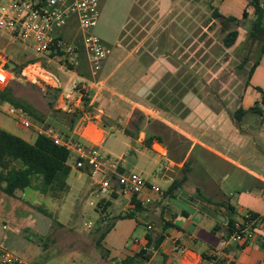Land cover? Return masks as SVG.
Returning a JSON list of instances; mask_svg holds the SVG:
<instances>
[{"label": "rangeland", "instance_id": "1", "mask_svg": "<svg viewBox=\"0 0 264 264\" xmlns=\"http://www.w3.org/2000/svg\"><path fill=\"white\" fill-rule=\"evenodd\" d=\"M220 1L99 0L100 14L91 33L96 35L112 52L115 45L128 46L136 43L147 29H151L152 32L146 39V45L149 42L155 43L150 51L154 58L150 57V61L156 60L154 67H157L158 63L163 64L158 66L160 71L156 75H162L160 74L162 66L165 67L167 77L173 73V77L170 75L171 77L166 82V90L159 88L161 77L158 78L159 80L155 75L152 78L151 76L146 78L150 72L154 71L153 66H147L146 74L144 73L146 68L143 69L142 66L130 63L116 65L115 60L112 61L110 58L111 52L101 61L100 67L96 71L92 70L83 50L78 53L74 69L59 57H42L40 61L43 67L57 76L59 86H61L58 94L64 91L75 94L81 82L85 83L86 86L83 90L87 91V94H90L89 92L93 89L108 92L106 93L107 99L102 102V105H106L108 102L111 105L105 114L98 117V120L106 130L100 150L111 159L112 165H109L111 170L139 173L149 184L165 191L168 187V178L164 176L165 170L166 172L178 171L179 177L183 174L182 168L169 166V158L177 160L189 150L186 158L189 160L191 184L196 185L195 179L206 180L208 186L209 184L213 185L212 181H215L220 184L222 193L225 196L231 195L232 202L237 204L239 197H250L255 194L254 180L242 171L221 162L200 147L190 146L185 135L180 134L176 131L177 129L167 127L165 122L168 119L173 124L181 126L185 132L200 133L203 128L195 120L197 112H200L202 116L205 107L210 105L208 103H212V101L213 105L216 103L214 102L216 101L215 95H213L214 97L207 95L204 97V93L206 90L217 93L215 90L221 87V84L213 81L211 74L199 76V64H191L192 61H198L189 51L194 52L196 46H201L198 49V55L206 64L208 62L206 59H209L211 54L227 47L223 42L228 32L224 29V20L213 13V11H218V2ZM228 2L226 0L223 5ZM226 7L229 9L226 13H231L230 6L226 5ZM166 12L168 13L166 14ZM171 19H173L176 31H178L177 27L181 21H183L182 24L196 29L193 34L196 44L193 47L189 41L191 37L189 33H185L183 37L180 35L183 42H188L187 48L191 47L188 48V52L184 53L185 56H182L183 60L174 57L173 47L170 44L166 46V36H163L166 34V24ZM231 24L229 29L237 27ZM246 25H244L245 28H247ZM158 31L160 32L158 33ZM67 32L71 36L80 37L79 30L75 25H71ZM237 42L236 46L239 45L243 49L244 47L248 49L247 46L250 45L252 59L256 56L257 43L252 42L251 44L243 36ZM11 47L12 49H5L4 56L9 55V50L17 53L16 45L11 44ZM237 47L235 53L239 54L238 60L240 61L243 56L242 52L246 50L240 52ZM29 53L31 56V50ZM235 62L236 66L234 67H238V61ZM190 70L196 71L190 73ZM138 73L139 77H137ZM105 77L108 78L104 80ZM141 78L144 86L137 91L138 85L143 83L142 80L138 82V79ZM230 78L226 76L225 80L228 81ZM9 80L8 86L11 88L12 95L43 113V121L46 119V125L52 126L61 135H70L75 123L83 114L82 109L88 110L89 118L97 115L91 105L87 104L86 107L83 103L80 105L84 106L79 107L71 104L69 110L57 109L55 105L58 97L53 92V86L48 88L49 85L38 79L25 80L21 75L13 73V78ZM98 80L102 81V84L96 87L93 83ZM235 88H237V84ZM226 92L232 94V98L226 97L227 103H225L232 106L235 91L227 90ZM119 94H123L129 101L138 103L143 108H135L133 111L130 109L122 112H117L116 109L113 111L115 102L121 100L118 97ZM122 100L128 105L133 104L125 98ZM220 100L225 101L223 97ZM49 102L53 103L54 108L49 107ZM145 110H150V112ZM2 120L12 126L16 124L3 109H0V121ZM137 125L145 128L148 132L160 135L161 142H154V140L153 144L155 143L156 146L152 145L151 148H147L143 145L145 132L141 133V144L122 132L127 128L133 133H137L136 138H138L140 132H136ZM219 129L215 134L217 137H222L223 141L217 147L218 149L226 148V145L223 144L232 133L231 125L224 123ZM211 132H213L212 129L207 130L205 139L213 143L216 137H209ZM238 137L240 145L231 146L228 149L230 153L243 156V153L247 152L264 158V137L259 135L258 131L248 133L240 129ZM161 151L164 152L161 155L164 157L158 155ZM116 163L122 164L123 169L119 170L120 166ZM100 178L101 174L99 173L90 177L87 173L72 167L66 179L70 189L58 192V195H46L33 187L16 191L14 196L0 191V247L15 253L31 264H117L116 260L121 256V253H124L120 248V235L129 230V225L120 231L113 224L115 220L113 214L120 210V206L112 207L113 213L108 211L106 214L104 211L99 213L95 209L97 204L95 207L91 204L95 203L98 198L90 193L88 188ZM113 203L116 206L119 204V200H113ZM242 211L246 212L244 208ZM123 213L122 215H124ZM100 215L106 217L102 225H98L102 222L99 218ZM158 221L157 216H151L150 222L157 223ZM26 224L29 227H26ZM16 228L19 229V232L16 231ZM101 232H105L104 237H100Z\"/></svg>", "mask_w": 264, "mask_h": 264}, {"label": "crops", "instance_id": "2", "mask_svg": "<svg viewBox=\"0 0 264 264\" xmlns=\"http://www.w3.org/2000/svg\"><path fill=\"white\" fill-rule=\"evenodd\" d=\"M225 1L226 0H221L218 2V11L222 13V15L233 16L239 19L241 24L235 28L233 27V29L238 30V36L234 43L231 46L220 48L221 50L211 54L209 59H206L208 60L206 64H204L202 58L198 55V49H200L201 46H196L194 52L189 51L198 61H192L191 64H199V76L202 77L203 75L211 74L213 81L217 82V84H221V87L215 90L217 93L209 90H206L204 93V97L206 95L214 97L213 95H215L214 98L216 101L214 102L216 103L214 105L212 104L213 101L212 103H208L210 105L205 107L204 114L201 116L200 112H197L195 116V120L201 125L203 131H200V133H188L185 132L181 126L176 125V123L173 124V122L168 119H166L165 122L167 127L174 130L177 129L176 131L185 135L187 141L190 142V146L200 147L221 162L242 171L250 179H253L255 183L253 185L255 194L250 197H239V203L234 204L230 198L231 195L225 196L222 193L220 184H217L215 181L211 180L214 184H209L208 186L206 180L195 179L196 185H192L190 167L187 171L186 180L180 183L174 190H169L171 183L173 180L180 179L183 174L179 177L178 171L166 172L165 170L164 176L168 178V187L166 190L162 191V194H159L145 189L142 197L149 196L150 201L144 202L143 199L140 200L138 198L141 202L140 205H135L132 201V196L121 191L113 192L109 196L100 194L99 180L94 181L88 190L90 193H93L98 200L91 204H93L94 207L97 204L95 209L99 213L104 211L106 214L108 211L112 212V207L116 208L120 206V210L113 214V218L115 219L113 224L116 225L120 231L122 228H125L126 225H129V230L120 235V248L124 253H121V256L116 260L117 264H259L264 257L262 250L264 244V221L251 224L247 220V216L251 213H264V158L247 152H244L243 156H241V154L235 155L228 150L233 145H240L238 142L240 129L248 133H256L258 131L259 135L264 137V106L259 103L261 98L259 89L264 90V41L261 43L254 42L257 43L258 46L257 54L253 59L250 45L247 46L248 49L246 47L243 49V47L239 45L238 47L236 46L241 36L252 44L254 16L250 7H247V0H228L229 2L223 5ZM226 5L230 6L231 13H226V11L229 10ZM244 9L248 12L246 18L242 17ZM167 13L168 12H166V14ZM172 23L173 19L166 24V34L163 36H166V46L170 44L173 47L175 52L174 57L183 60L184 57L182 56H185L184 53L188 52V48L196 44V38L193 36L196 29L182 24L183 21H181L177 27L178 31H176L174 23ZM182 25L183 27H181ZM244 25H246L247 28H245ZM160 31H158V33ZM151 32V29H147L146 33L143 34L136 43L134 42L128 46L120 44L115 45L114 51L111 52V56L109 55L112 61L115 60L114 62L116 65H126L130 63L131 65L142 66L143 69L146 68L144 73L148 72L147 66H153L156 61L153 59L152 53H150L155 43L149 42V44L146 45V39ZM185 33L191 35L189 41H191L190 44H192V46L188 48V42H183L181 39ZM180 35H182V37ZM209 35H211V33H209ZM261 37L264 38V32L261 33ZM11 44L16 45V49L18 50L30 51L22 42L14 40L9 35L0 31L1 64H4L6 61L4 56L5 49H12ZM236 47L239 48L240 52L246 50L242 52L243 56L240 61L238 60L239 54L236 55L235 53ZM224 49H226V51H224ZM12 53L15 52L9 50V56H12ZM150 57H153V61H150ZM235 61H238V67H234L236 66ZM156 65L157 67L153 66L154 71L150 72V75L148 74L146 78L150 76L152 78L153 75H155L157 80H159L158 78L161 77V86L159 88H164L166 90V82H168L171 76L173 77V73L169 74L167 77L165 67L162 66L160 73L162 75L157 76L156 74L160 71L158 66L163 64L158 63ZM195 71L196 70H190V73H195ZM187 72L189 73L188 70ZM73 73H75V71H73ZM226 76L231 78L226 81ZM137 77H139V73ZM82 78L83 77H81V79ZM107 78L108 77H105L104 80ZM139 80L143 82L142 78L138 79V82ZM229 82L232 83L230 84ZM93 84L97 87L102 84V81L98 80ZM222 84L224 85L222 86ZM236 84L237 88H235ZM143 86L144 82L138 85L137 91L143 88ZM227 90L235 91L233 95L234 104L232 106L226 104V97L232 98V94L226 92ZM89 93V105H91L97 115H93V118H88L87 121L82 123L86 135L85 138L90 144H96L101 147L106 130L100 125L98 117H100L101 114H105L111 104L108 102L106 105H102V102L107 99L106 93L108 92L93 89ZM118 97L121 100L115 102L113 111H115V109L117 112L129 111V109L133 111L135 108H143L138 103L129 101L123 94H119ZM219 97H223L225 101L220 100ZM122 98H125L133 104H126ZM5 105L0 104V109H3ZM252 108H256V110ZM145 111L150 112V110ZM9 117L15 121L11 116ZM46 122L45 119L42 124L48 126ZM15 123L16 124L12 126V124L2 120L0 121V127L33 143L38 135L37 132L33 129L22 128L16 121ZM224 123H229L231 125L232 133L223 144L226 145L225 147L227 149L224 147L218 149L217 145L223 140L222 137H217L215 133H217V129L220 130L219 128ZM77 127L78 121L75 123V127L72 129L70 135H73ZM208 129L213 130L209 137H216L213 143L210 141L209 143L205 139ZM122 132L125 134L123 130ZM141 133L142 132H140L139 137L135 139L127 136L133 141L141 144ZM154 142H156V140ZM154 144L152 143V145ZM163 153L164 152L161 151L158 155L161 156ZM187 153L177 160L169 158V166L181 169L182 165L188 160V158H186ZM167 156L166 152V157ZM72 159L71 156L69 161L71 168L73 167ZM110 164L112 165L111 162ZM117 164L120 166L119 170H122V164L116 163V165ZM83 172L93 177L91 173L87 171ZM69 189L70 185L68 184L66 190ZM113 200H119V204L114 206ZM242 208L246 210L245 213H243ZM122 212L126 215L122 216ZM151 216H157L159 221L157 223L150 222ZM99 218H101L102 222L100 221L101 223H98V225H102L106 217L100 215ZM154 224H157V226H154ZM238 225L244 230L242 240H234L231 237L234 231L237 230ZM26 227H29V225L26 224ZM16 231L19 232V229L16 228ZM102 237H104V235ZM141 250H145L146 252L144 251V253L139 255ZM143 255L145 256L143 257Z\"/></svg>", "mask_w": 264, "mask_h": 264}, {"label": "built area", "instance_id": "3", "mask_svg": "<svg viewBox=\"0 0 264 264\" xmlns=\"http://www.w3.org/2000/svg\"><path fill=\"white\" fill-rule=\"evenodd\" d=\"M260 1L264 5V0ZM98 17L99 0H0V31L22 42L39 58L23 68L22 78L38 79L54 88L60 87L57 76L43 67L40 61L42 57L50 58L51 51H62L68 61L76 62L79 53L76 41L79 40L93 71L99 69L101 61L111 52L110 48L91 33ZM71 25L77 26L79 38L67 32ZM72 37L74 38L71 39ZM11 78L13 73L0 63V86L8 84ZM85 86V83L81 82L80 88L85 89ZM71 104L75 107L81 106V93L60 92L55 107L69 110ZM3 110L22 128L33 129L38 135H45L55 144L66 147L71 153L72 166L75 169L87 171L91 175L101 174L98 182L100 194L109 196L113 192L121 191L129 196L135 195L144 202L150 201L149 196L142 197L145 189L162 194L157 186L149 184L139 173L110 169L111 159L98 145L86 141L82 123L89 118L88 112L83 111L73 135L64 136L51 126L33 121L20 106L6 104ZM247 220L251 224L261 223L264 221V213L254 218L248 215ZM243 234L244 230L238 225L231 237L234 240H242ZM262 250L264 254V244ZM0 264L30 263L0 247ZM259 264H264V257Z\"/></svg>", "mask_w": 264, "mask_h": 264}, {"label": "trees", "instance_id": "4", "mask_svg": "<svg viewBox=\"0 0 264 264\" xmlns=\"http://www.w3.org/2000/svg\"><path fill=\"white\" fill-rule=\"evenodd\" d=\"M247 7H250L254 16V33L252 41L261 43L264 41V38L261 37V33L264 32V5L261 4L260 0H247ZM213 13L224 20L223 23L227 26V28L224 26V29L228 30V32L223 42L227 47L231 46L238 36V30L229 29L231 27L229 25L231 23L232 26L241 25L239 19L233 16L222 15L217 10L213 11ZM247 15L248 12L244 9L242 17L246 18ZM76 43L78 44V50L82 51L83 49L79 40L76 41ZM12 54V56H5L6 61L3 65L5 69L17 75H21L23 68L28 63L39 59L33 54L29 56L30 53L26 50H17V53ZM49 57H59L63 62L67 63L70 68L74 69L75 67V62L68 61L62 51L53 50L49 53ZM48 88L51 87L48 86ZM52 88L53 92H55V95L58 97L60 93L58 94L57 92H59L61 88ZM259 91L261 93L259 103L264 106V90L259 89ZM77 92L81 93V103L87 107L90 100L89 94H87V91L84 92L80 86ZM0 103L20 106L33 121L43 123V113L39 112L29 103L13 96L8 84L0 86ZM49 107H53L52 102H49ZM252 109L256 110V108ZM82 111L88 112L87 109H82ZM142 131L145 132V137L143 139V145L145 147L151 148L154 140L161 142L162 138L160 135L148 132L145 128L143 129L140 125H137L136 132L139 133ZM124 132L133 139L137 137V133H133L127 128H125ZM70 159L71 153L66 147L55 144L52 139L45 135H37L34 142L30 143L0 127V191L9 196H14L16 191H22L27 187H33L43 194H50L52 196L58 195V192L65 191L68 187L66 179L71 171V165L69 164ZM188 169L189 161L187 160L182 166V177L173 180L169 190H174L180 183L186 180ZM132 201L135 205L141 204L140 200L135 195L132 196ZM257 215L258 214L251 213L249 216L254 218ZM104 233L105 232H102L100 237H102ZM142 253H144L143 250L139 252V255Z\"/></svg>", "mask_w": 264, "mask_h": 264}]
</instances>
